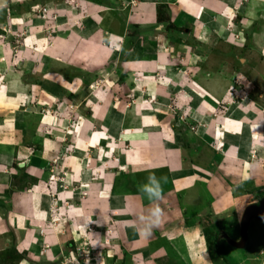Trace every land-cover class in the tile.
<instances>
[{
    "label": "crops",
    "instance_id": "obj_1",
    "mask_svg": "<svg viewBox=\"0 0 264 264\" xmlns=\"http://www.w3.org/2000/svg\"><path fill=\"white\" fill-rule=\"evenodd\" d=\"M58 1L79 8L76 16L83 11L101 19L96 27H66L62 50L50 45L30 71L25 66L34 53L27 51L28 61L10 59L2 49L0 200L13 209L22 205L13 181L23 172L28 177L20 184H35L25 198L31 219L16 214L6 221L0 214V236L16 221L24 227L44 222L41 203L49 199L45 191L56 189L46 181L57 162V168L68 172L65 184L55 190L58 204H73L58 215L62 225L59 220L56 225L62 228L45 226L52 243L60 237L64 241L65 225L74 219L79 240H90L100 254L120 260L126 256L131 264H221L205 234L221 223L219 235L225 240L219 239V249L226 253L225 264L226 259L264 264V221L251 220L244 248L233 244L240 241L246 208L264 199V108L246 100L225 108L243 117L217 115L212 100H225V92L216 90L218 79L197 69L200 59L209 60L206 50L213 59L225 49L239 51L244 44L240 32L253 23L263 22L256 33L264 35V0ZM177 59L184 61L185 72L174 70ZM107 67L106 75L91 72ZM129 73L136 83L125 82ZM172 97L182 107L201 99L205 143L199 150L185 146L161 113ZM153 174L166 178L160 198L145 190ZM89 223L93 231H88Z\"/></svg>",
    "mask_w": 264,
    "mask_h": 264
},
{
    "label": "rangeland",
    "instance_id": "obj_2",
    "mask_svg": "<svg viewBox=\"0 0 264 264\" xmlns=\"http://www.w3.org/2000/svg\"><path fill=\"white\" fill-rule=\"evenodd\" d=\"M58 3L62 4L63 1L0 0V56L3 54V50H5L6 54H9L10 59L22 56L28 61L27 51L30 53L32 52V54L34 53V58L33 60H30L31 63H26L27 65L25 66V70L30 71L36 64L41 62L42 55L47 53L46 49L50 45L53 44L58 51L62 50L65 45L64 39H61L64 37L62 32L66 27L67 29L73 26L96 27L97 24L95 21L101 19L100 17L93 18V16L90 15H83V11L80 16H76L74 15V12L75 10L80 11L79 8H73L68 2H66L67 7L58 5ZM248 3L249 2H247V4ZM63 10L68 12H63ZM162 15L167 17L166 12ZM238 21L239 19L237 18L236 24H238ZM118 27L119 31L123 28V26ZM262 28L263 22L261 23V21H258L253 23L248 29H245L246 31H244V33L240 32L241 43H244L239 50L240 52L235 51L233 48L225 49L226 51L224 55L222 52V54L216 55L217 58L213 59L211 50H206L205 54L209 57V60L206 61L200 59L197 69L202 68V70H198L199 73L204 70L208 72L210 78L215 77V79H218L219 81H214L217 85L216 90L219 88L224 91L226 95V101H222V98L212 100L216 106L217 115H227L232 118H235V116H237V118L243 117V113H237L236 111L233 114L229 111L227 112L225 108L229 107V105H235V107H237L246 100H250L254 102L255 105L264 108V35L256 33L260 32ZM170 29L174 30V27L171 26ZM187 29L189 28H184L183 31H187ZM188 31L191 32V29ZM182 34L188 36V32ZM259 39H262L263 41H260ZM191 41L193 42L192 38ZM256 46H261L262 49H255ZM33 47L34 50H32ZM196 48L193 50L202 53L200 48ZM182 62L184 61L177 59L174 70L181 73L186 68V65ZM59 63L61 64L62 62ZM117 66V64L111 66V68H113L112 70H115ZM14 68L15 67H9L8 70L14 71ZM109 68L110 67H107L105 70L91 72H93L92 74L94 75H106L110 72ZM84 70L87 71L85 72L87 74L91 73L86 69ZM154 70L157 72L155 67L153 68V72ZM185 70L183 72H185ZM0 72L1 74H4L5 69H1ZM117 73L119 76L125 75L124 72ZM87 74H84L86 75V79L88 77ZM126 76V83L129 81V85L133 81L136 83L134 74L132 75V73H129V75ZM223 80L226 81L224 82ZM174 85H180V83L174 82ZM123 90H125L124 87ZM175 90L177 93V88ZM178 91L180 92L178 94L181 95L182 90L180 89ZM146 101L147 100L142 99L139 100L141 104H147ZM180 101L185 102L187 99H180ZM200 101L201 99L197 104L195 101L192 102L190 100L188 102L190 105L184 104L182 107V103L177 100V97H172L170 101L167 102L166 105L168 106L165 107L164 112H161V109H159V111L167 117L166 119L169 121L168 125L173 127L178 134L182 135V141H184L185 146H188L190 150H199L202 147L201 145L205 143L204 137L202 136L203 134L201 133V120L199 118L202 113H204L198 109L202 105ZM155 102L158 103L159 108L160 106L164 108L162 102H159L158 100ZM22 103L25 105L28 104L29 101L27 100ZM222 107L224 109H222ZM38 120L39 118L36 117L33 120L34 122L30 121V124L32 125L31 127H35V122H38ZM254 121H258V119H254ZM218 144L219 143L216 140L214 146L216 149L218 148ZM67 174V171L57 168V162L53 164L46 184L49 185L51 189L52 187H56V189L44 192L49 196V199L41 203L42 214L46 215V217L41 216L45 219L42 220L44 221L43 223L40 222V224L34 225L33 222L34 226H30V222H28L26 227H24L23 223L20 221H16L15 224H8L7 233L0 236V264H131L126 256L124 260H120L116 257H112V255H108L105 251H102V254H100V251H95L90 240H79L77 237L79 231L74 229V223H76V220L74 219L69 220L70 225H65L66 235L63 236L64 241L61 237L60 240L57 241L59 243H52L49 239L48 231L44 230V228H46L45 226H48L47 223H51L50 226L52 227L53 225V228L55 229H59V227L62 228V223L60 221L61 217L58 215L65 214L64 208L68 209L72 206L71 204H73L71 201L69 205H64V208L60 207L58 204L59 199L57 197L58 192L55 191L59 189L60 185L65 184V181L68 179ZM26 177H28V174L23 172L20 178L13 181V187L19 188L18 190L16 189L17 194L15 197L22 202L21 206H17V208L13 209V204H5L3 200H0V203L3 204L0 207V214L6 221L11 215L17 214L23 216L25 214L28 215V219H31L33 215L32 212H29L28 205L25 204V198L26 195L29 194L28 189L35 183L32 181L31 184L21 185L20 182L26 179ZM52 213H55V215ZM52 220H54L55 223H52ZM58 220L61 225H56ZM89 224L88 231H93L91 223ZM223 227L224 226L221 225V223L213 225V227H208L209 229L206 233L210 249L216 251L214 259L217 262L220 261L221 264H225L224 257L226 255L225 252L220 253L219 249L220 242L224 239H220L219 235L222 233L221 230L224 229ZM40 237H42V239H40ZM262 237L264 239V236ZM219 239L221 241H219ZM54 251L57 254L56 256H52V252ZM241 252L243 253V251ZM226 263L233 264L232 260L230 261L227 259Z\"/></svg>",
    "mask_w": 264,
    "mask_h": 264
},
{
    "label": "water",
    "instance_id": "obj_3",
    "mask_svg": "<svg viewBox=\"0 0 264 264\" xmlns=\"http://www.w3.org/2000/svg\"><path fill=\"white\" fill-rule=\"evenodd\" d=\"M253 219L264 221V199L260 201L259 206L250 205L246 208L241 220L240 241L233 243L236 247H245L248 237V228Z\"/></svg>",
    "mask_w": 264,
    "mask_h": 264
},
{
    "label": "clouds",
    "instance_id": "obj_4",
    "mask_svg": "<svg viewBox=\"0 0 264 264\" xmlns=\"http://www.w3.org/2000/svg\"><path fill=\"white\" fill-rule=\"evenodd\" d=\"M165 177H160L159 179L153 174L149 177V186H146V192L150 197L160 198L161 195V184L165 181Z\"/></svg>",
    "mask_w": 264,
    "mask_h": 264
},
{
    "label": "trees",
    "instance_id": "obj_5",
    "mask_svg": "<svg viewBox=\"0 0 264 264\" xmlns=\"http://www.w3.org/2000/svg\"><path fill=\"white\" fill-rule=\"evenodd\" d=\"M207 231H208V229L205 231V234L207 233ZM206 237H207V234H206ZM207 239H208V237H207ZM210 247V246H209Z\"/></svg>",
    "mask_w": 264,
    "mask_h": 264
}]
</instances>
